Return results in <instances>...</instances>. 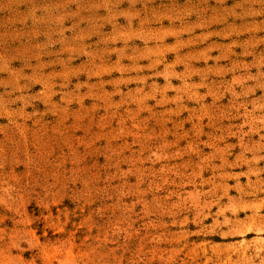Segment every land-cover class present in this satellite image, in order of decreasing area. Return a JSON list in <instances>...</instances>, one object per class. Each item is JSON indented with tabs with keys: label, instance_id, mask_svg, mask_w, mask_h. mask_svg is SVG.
<instances>
[{
	"label": "rangeland",
	"instance_id": "374dc122",
	"mask_svg": "<svg viewBox=\"0 0 264 264\" xmlns=\"http://www.w3.org/2000/svg\"><path fill=\"white\" fill-rule=\"evenodd\" d=\"M264 0H0V264H264Z\"/></svg>",
	"mask_w": 264,
	"mask_h": 264
},
{
	"label": "crops",
	"instance_id": "0c3cea01",
	"mask_svg": "<svg viewBox=\"0 0 264 264\" xmlns=\"http://www.w3.org/2000/svg\"><path fill=\"white\" fill-rule=\"evenodd\" d=\"M264 94V93H263Z\"/></svg>",
	"mask_w": 264,
	"mask_h": 264
}]
</instances>
